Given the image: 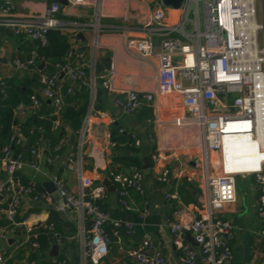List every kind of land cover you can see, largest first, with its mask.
Returning a JSON list of instances; mask_svg holds the SVG:
<instances>
[{
  "label": "built area",
  "instance_id": "built-area-1",
  "mask_svg": "<svg viewBox=\"0 0 264 264\" xmlns=\"http://www.w3.org/2000/svg\"><path fill=\"white\" fill-rule=\"evenodd\" d=\"M0 1L3 2L0 5V29L10 30L14 36L24 37L41 47L48 42V30L63 32L66 26H80L66 24L58 18L63 8L57 0H27L42 4L41 10L27 13L18 10L16 0ZM65 1L66 7L100 6V0ZM120 1L124 11L122 26L115 29L123 35L124 50L130 57L151 64L155 75L152 90L141 93L132 89L123 91L114 96L113 106L125 116L150 106L156 117L149 122L156 130L168 127L175 130L172 147L167 151L157 147L149 161L155 179L167 184L172 172L170 163L181 159L183 167L190 168L189 178L196 181L200 190L197 211L190 220H164L174 246L181 252L182 264H228L232 259L229 242L233 238L234 227L222 219L220 211L235 204L240 176L251 177L254 182L259 223L255 236L264 240V62L254 61L256 51H259L257 55L262 54L258 32L264 30L256 21L258 0H181L178 9L164 6L161 0ZM189 13L193 15L191 19L188 18ZM186 24H190L191 31L185 30ZM254 24L257 28L252 31L251 25ZM98 30L96 27V34ZM37 59V53L31 51L29 57L14 58L11 64L19 73L27 74L35 69ZM54 67L53 74L40 73L37 80L40 99L49 101L55 109L57 119L53 128L60 125L64 88L68 93L75 88L88 90L87 112L77 134L74 151L64 153L68 146L66 138H61L55 145L32 146L29 160L13 154L9 145L1 149L0 173L3 172L5 177L0 178V197H6V205L0 209L3 223L0 224V241H7L20 224L16 219L23 197L32 195L34 201L44 197L49 199L37 193L35 184H24L17 172L28 168L46 175L41 164L52 166L64 153L62 165L77 177L78 190H70L57 173H50L48 179L61 200L56 208L59 211L71 209L79 215L83 256L90 264H101L111 244L105 228L107 224L113 230L123 228L130 236L134 235L135 226H147L150 209L146 202L143 207H137L129 194L133 191L138 196L144 195L143 171L138 172L135 168L116 171V166L107 168V180L114 186L118 204L126 212L134 213L140 223L114 219L110 211L97 205L98 202L103 204L109 194L100 176L101 166L95 164L89 177L85 174L83 162L86 131L92 124V118L96 117L93 109L97 85L94 67L74 49H70L64 60ZM60 74L75 87L63 86ZM101 86L108 92H115L107 80ZM159 101L170 114L167 121L158 117L161 111ZM39 105L40 100L32 97L29 106L18 105L13 115H25ZM97 118H100L99 114ZM123 132V128L118 130L119 134ZM129 137L135 147L141 145L135 134L131 133ZM236 140L247 142L251 154L247 151L242 162L234 166L228 148ZM9 143L21 145L24 139L12 136ZM109 146L114 148V143L110 142ZM46 151L49 154L46 155ZM178 151L183 153L181 157L175 156ZM93 153L99 157L98 160H103V150ZM254 156L257 161L251 162ZM165 199L178 198L173 193L165 194ZM86 219L90 222L87 231L84 227ZM48 229L52 230V225ZM186 234L192 238L195 248L186 239ZM62 241L56 237L53 243L59 246ZM32 246L38 248L36 243ZM128 256L135 264H166L164 255L148 233H144L140 245ZM0 264H3L1 256Z\"/></svg>",
  "mask_w": 264,
  "mask_h": 264
},
{
  "label": "crops",
  "instance_id": "crops-1",
  "mask_svg": "<svg viewBox=\"0 0 264 264\" xmlns=\"http://www.w3.org/2000/svg\"><path fill=\"white\" fill-rule=\"evenodd\" d=\"M15 4L22 13L39 11L42 8L41 2L38 1L16 0ZM123 14L124 11L121 8L120 0H100L99 8L92 5L66 7L58 15V18L66 24L80 25L78 28L66 26L62 33L67 35L70 49L82 53L86 63L93 65L97 78L96 88L102 90L100 97L98 99L94 98L93 101L96 117L92 118V124L86 131V144L83 152L85 174L90 177L92 168L98 163L101 166L100 176L102 180H107V168L113 166L111 165V156L114 153V148H110L109 146L110 142H112V129H117L118 133V130L123 128L124 132L122 134L129 136L133 133L137 136L141 141L139 147L142 163L145 158H148V156H151L155 152L157 147L166 151L172 147V137L175 136V130L172 127L158 131L149 120L138 119L136 113L125 116L113 106L114 96L123 91L132 89L141 93L154 88V67L142 60L130 57L124 50L123 35L119 30L115 29L122 26L121 17ZM68 18H73V20H69ZM84 25L93 26L94 28L87 32L82 28ZM96 27L99 28L97 34L95 33ZM79 33H82L84 40L76 38ZM95 42L96 45H94ZM0 43V80L14 78L22 81L23 79L32 78L36 69L27 74L19 73L12 66L11 61L14 58L25 59L29 57L31 51L36 52L38 45L24 37L14 36L7 29H0ZM81 48H85V50L79 51ZM38 65L37 72H40ZM46 65L45 63L43 69ZM60 79L63 86L75 87L65 77ZM106 80L110 87L115 90L114 93L102 88L101 83ZM34 89L39 94V84ZM159 103L161 104V111L158 117L167 121L170 114L165 111L163 103L160 101ZM151 112L153 117L150 121L156 117L152 108ZM97 114H99L100 118H97ZM22 116L24 115L20 113L16 115L17 118ZM102 134L104 135L103 137ZM76 138L78 137L76 136ZM238 141L241 142L240 140ZM103 146H106V148H103ZM101 149L106 156H103V160H98L99 157L93 152L96 150L102 151ZM228 149L230 150L231 164L234 166L242 162L246 151L251 154V149L247 147V144V150L241 151L236 141ZM68 151H70L68 148H64V153ZM45 153L47 155L49 151ZM64 153L61 154V159L55 161L52 166H47L44 162L41 164V168L46 175L37 174L28 168L17 172L18 177L24 184H35L37 193L42 196L46 195L49 199L44 197L34 201L32 195L23 197L19 205L18 219L20 224L16 227L15 233L7 241H0V256L3 258V264H26L29 262L39 264L42 260L49 262L56 260L57 257H61L65 264H90L84 258L82 252L81 219L79 215L71 209L64 211L57 210L56 206L59 202L48 195L43 188V184L49 180V174L55 172L64 180L70 190L77 192V177L73 172L65 170L62 165ZM182 154V152L178 151L175 153V156L181 157ZM251 159V162L257 161V157L255 156ZM180 162H182L181 159L170 163L172 172L167 184L164 185L158 182L151 169L148 177H145L142 173L141 183L144 188V195L138 196L135 192L129 191L131 199H133L137 207H143L146 202L151 215L158 218V223L149 227L152 230L148 234L164 255L166 264H182V262L181 252L174 246L172 236L164 220H190L196 214V207L198 206V203L197 205L190 203L184 206L179 201L176 188L180 178L184 177L189 183L198 188L196 181L192 177L189 178L188 173L190 172V168H184ZM4 177V173L1 172L0 178L3 179ZM253 190V203H247L237 208L236 199L235 204L226 206L220 211L222 219L230 222L234 227L233 238L229 242L232 259L228 264H261L264 261V252L256 249L260 239L255 236V232L259 229L256 214L257 196L255 185ZM173 193H176L178 199H165V194ZM199 196L196 198L197 202ZM174 203L175 205H173ZM103 204L106 205V210L110 211L112 215H120L119 210L121 207L118 204L115 192L109 193L107 200ZM5 205L6 197L0 198V209L4 208ZM49 211H54L57 214L60 220L61 234L63 235L62 243L59 246L57 245L59 251L56 257L49 254L52 246L55 245L54 243L43 253L38 252L29 243L31 231L44 226L49 217ZM129 217L132 218L129 213H126L125 219L127 220ZM88 222V219L84 222L86 231L89 228ZM1 223L2 217H0ZM193 246L195 248V245ZM133 248L134 242L131 238L117 235L112 240L109 253L102 260L101 264H105V262H109L110 264H135L128 256V253ZM32 256L34 260L29 261ZM199 259L200 256L198 254V261Z\"/></svg>",
  "mask_w": 264,
  "mask_h": 264
},
{
  "label": "trees",
  "instance_id": "trees-1",
  "mask_svg": "<svg viewBox=\"0 0 264 264\" xmlns=\"http://www.w3.org/2000/svg\"><path fill=\"white\" fill-rule=\"evenodd\" d=\"M2 4L3 2L0 1V5ZM68 19L73 20V18ZM69 50L70 45L67 35L62 32L51 33L48 36V42L45 46L41 47L38 45L36 47L38 59L36 61V71L32 78L23 79L22 81L14 78H4L0 80V90L2 91L0 93V151L9 145L13 154L21 155L23 160H29V150L32 146L39 144L55 145L61 138L68 139L70 133L77 136L82 127L89 104L88 90L83 88L74 89L73 92L68 93L66 92V88L62 89V105L59 111L60 125H58L57 128H53V122L57 119L54 114L55 109L52 104L42 101L37 90L34 89L38 84V75L40 73L53 74L55 71V64L62 62ZM41 61L47 65L42 71L37 72V65ZM32 97H36L40 100L39 107L30 110L20 118L14 116L13 110L20 104L29 106ZM136 117L142 120L152 119L151 108L149 106L142 107L140 111L136 112ZM62 120H65V125H62ZM12 136H14L15 139L19 137L23 138L24 144L28 145V149H23L24 144H10L9 139ZM111 138L114 143V153L112 156L110 155L111 165L118 166L122 170L135 168L140 172L143 165L140 157V147H135L133 140L128 135L118 134L117 129L111 130ZM66 148L70 151H74L75 146H66ZM104 156H106V154ZM148 158L150 159V156H148ZM176 190L182 205L186 206L190 203L197 205L198 202L196 198L200 195V191L184 177L179 179ZM97 205L101 209L106 210V205L100 202H98ZM173 205H175V203ZM126 213L132 216V222L134 224L140 223V220L135 214L126 212L122 208L119 210L120 215L111 214V217L125 220ZM16 220L19 221V219ZM158 221L157 217L150 215L146 219L147 226L145 228H140L138 225L135 226V233L132 236L126 234L123 228L113 230L109 224H107L105 228L110 235L111 242L117 235H122L123 237L131 238L134 242L133 249H136L140 245L139 243L144 233L150 232L152 229L149 227L157 224ZM50 225H52V230L48 229ZM56 237L63 239L60 220L54 211H49V217L44 226L31 231L29 243H36L38 245V252L43 253L50 247ZM256 249L264 252V240L258 242ZM33 260L34 257L32 256L29 261ZM62 261L61 257H57L54 261L48 262L42 260L39 264H61ZM105 264L110 263L105 262Z\"/></svg>",
  "mask_w": 264,
  "mask_h": 264
},
{
  "label": "water",
  "instance_id": "water-1",
  "mask_svg": "<svg viewBox=\"0 0 264 264\" xmlns=\"http://www.w3.org/2000/svg\"><path fill=\"white\" fill-rule=\"evenodd\" d=\"M57 1H58V3L61 5L62 8H65V7L67 6V3H66L65 0H57ZM161 1H162V4H163L164 6H166V7H167V6H170V7H172L173 9H178V7H179V5H180V2H181V0H161ZM82 28L88 32V31H91L92 28H94V27H93V26H89V25H84V26H82ZM58 32H59V31L56 30V29H50V30H48V32H47V36H49V34H51V33H58ZM76 38H77V39L84 40V37H83L82 33H79V34L76 36ZM84 50H85V48H81L79 51H84ZM44 65H45V63H44L43 61H41V62L39 63V65H38V70L41 71V70L43 69ZM60 77H62V74H60ZM101 94H102V90H101L100 88H96V89H95V95H94V98H95V99H98V98L100 97ZM47 103H50V102L47 101ZM62 125H65V120H62ZM16 133H17V131H16ZM75 143H76V135H74L73 133H70V134H69V137H68V140H67V144H68V146L73 147V146H75ZM23 149H24V150H27V149H28V145H27V144H24ZM150 168H151V163H150V161H149L148 158H145V159L143 160V165H142V171H143V174L145 175V177H148V176H149ZM115 170H116V171H120L121 168L117 166V167H115ZM103 185L105 186V188H106V190H107L108 193H112V192H114V186L111 184L110 181L104 179V180H103ZM43 188H44L45 192H46L48 195L52 196L56 201H58L59 203H61V200H60L59 197L57 196V194H56V192H55V187L53 186V184H52L51 181L47 180V181L43 184ZM0 198H1V197H0ZM127 220H128V221H132V218L129 217ZM87 225L89 226V225H90V222H88ZM185 237H186V239H187L189 242H191V243L194 245V243H193V241H192V238L190 237L189 234H186ZM58 249H59V248H58L57 245H53L52 248H51V250H50V252H49V254H50L51 256H55V257L58 256V251H59Z\"/></svg>",
  "mask_w": 264,
  "mask_h": 264
},
{
  "label": "rangeland",
  "instance_id": "rangeland-1",
  "mask_svg": "<svg viewBox=\"0 0 264 264\" xmlns=\"http://www.w3.org/2000/svg\"><path fill=\"white\" fill-rule=\"evenodd\" d=\"M160 1V0H158ZM153 6V5H152ZM166 11V10H165ZM256 21L259 25L264 27V0H258L256 1ZM193 17L192 13H189L188 18L191 19ZM186 31H191L190 24L185 25ZM258 46L259 50L262 53L260 57L264 56V30L258 32ZM262 70H264V64H262ZM236 140L239 144V149L241 151H246V142L244 140ZM247 152V151H246ZM254 183L251 177H244L240 176L237 179V185H236V195H237V208H240L247 203H253L254 202V193H253Z\"/></svg>",
  "mask_w": 264,
  "mask_h": 264
},
{
  "label": "bare ground",
  "instance_id": "bare-ground-1",
  "mask_svg": "<svg viewBox=\"0 0 264 264\" xmlns=\"http://www.w3.org/2000/svg\"><path fill=\"white\" fill-rule=\"evenodd\" d=\"M252 27V31H254L255 30V28H257V24H256V26H255V24L254 25H251ZM262 29H264V27H262ZM259 51H256V53L254 54V61H256V62H264V56H262V57H260L259 55H257V53H258ZM262 84H264V82H262ZM262 93H264V91H262ZM246 144H247V147H249V145H248V143L246 142Z\"/></svg>",
  "mask_w": 264,
  "mask_h": 264
}]
</instances>
